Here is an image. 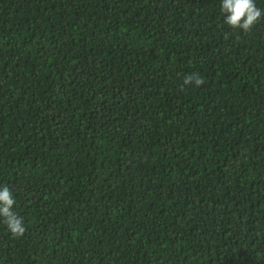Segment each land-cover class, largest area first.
<instances>
[{"label":"trees","instance_id":"obj_1","mask_svg":"<svg viewBox=\"0 0 264 264\" xmlns=\"http://www.w3.org/2000/svg\"><path fill=\"white\" fill-rule=\"evenodd\" d=\"M220 6L0 0V264H264V18Z\"/></svg>","mask_w":264,"mask_h":264},{"label":"clouds","instance_id":"obj_2","mask_svg":"<svg viewBox=\"0 0 264 264\" xmlns=\"http://www.w3.org/2000/svg\"><path fill=\"white\" fill-rule=\"evenodd\" d=\"M220 12L224 24L231 29H239L244 33L250 32L253 27L264 18V8L256 4V0H221ZM185 85L200 86L205 83L199 73L193 72L184 77ZM16 200L10 188L0 186V220L6 226L12 237L20 238L26 232L23 217L14 210Z\"/></svg>","mask_w":264,"mask_h":264}]
</instances>
